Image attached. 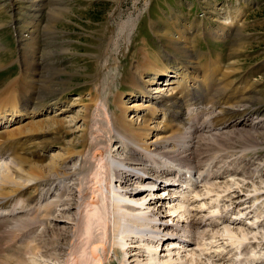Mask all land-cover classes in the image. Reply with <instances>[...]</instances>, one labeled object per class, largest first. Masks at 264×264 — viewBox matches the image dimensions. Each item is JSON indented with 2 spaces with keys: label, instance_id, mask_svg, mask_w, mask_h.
Segmentation results:
<instances>
[{
  "label": "rangeland",
  "instance_id": "1",
  "mask_svg": "<svg viewBox=\"0 0 264 264\" xmlns=\"http://www.w3.org/2000/svg\"><path fill=\"white\" fill-rule=\"evenodd\" d=\"M57 10L61 13L60 19L55 22L51 17ZM185 44L190 46L189 54L183 53ZM177 45L182 49H176ZM0 64V103L4 105L1 107H7V113H11L9 106L15 103L21 111L19 116L9 114L0 123V149L4 148L8 153L0 158V192L13 191L12 193L17 194L14 188L20 184V175L14 168L20 165L17 164L16 156H29L42 165L49 164L54 158L59 160L68 142L78 143L82 134L86 133V127L88 144L86 147L80 146L84 153L68 164H75L77 169L81 161L87 159L93 169H100L96 159L101 155L111 157V161L106 162L110 175H105L102 193L92 195L93 175L90 173H73L64 178L65 187L73 188L67 193V197H75L76 204L70 213L74 219L73 225H68L70 238L66 240L65 250L59 259L44 258L33 253L36 245L31 239L43 233V226L38 225L35 233L28 230L25 232L26 237H22V234L15 240L2 235L7 227L24 228V223L19 219L29 222L34 217V209L29 210L28 207L27 211L15 215L0 216V264H16L17 260L22 261V264H73L86 239L83 222L87 213V201L96 196L100 205L108 203L106 208L110 211L113 189L122 191L120 180L111 175L118 163L112 161V158L126 156L127 147L116 145L109 140L108 131L113 134L114 117L116 120L113 110L108 109L109 103L114 102L118 112L121 98L129 106L128 118L134 115L132 119L139 123L148 117L154 121L151 123L153 126L158 123L162 124L161 126L167 124L170 130H175L176 126L168 123L170 115L164 109L159 107L154 117L149 116L147 108L156 109L150 98L153 96L157 99L156 96L160 94L166 96L174 89L183 90L192 76L201 84L213 88L233 87V91L242 93L258 91L264 101V0H0ZM136 70L138 73H135ZM130 72L133 75H141L143 83L139 80V84L146 87L145 91L135 88L133 81L127 76ZM42 74H49L43 77L47 85H44L43 92L40 91ZM12 80V85L3 89ZM150 91L152 93L147 98L144 92L150 94ZM37 92L42 94L38 99H43V104H39L38 99L32 97L37 98ZM13 96L19 99L16 100ZM8 98L15 101L10 104ZM136 103H141L138 109L135 108ZM263 104L264 102L253 104V107L246 111V116L258 122L256 126L244 125L241 121L246 116L240 117L242 115L238 114L229 127L209 132H194L193 148L197 149V154L196 159L192 161L193 165H200L203 169L205 161L212 159L216 162L214 161L211 169H231L224 175L208 178L209 184L201 177L197 188L200 195H196L197 190L189 193V188L184 183L176 190V185L169 186L168 182L172 181L173 175H169L165 180L169 186L167 189L158 183L153 186L144 185L148 181L140 179L155 177L157 173L154 169L138 173L136 176L131 175L143 190L133 192L134 194L130 192L128 196L134 200L127 197L126 202L137 204L141 198L142 201L149 202L146 208L148 213L153 211L157 214L158 227L162 228V241L157 250H149L147 241L141 240L131 242L132 240L127 239L126 245L123 246L122 241H117L109 221L104 244L97 246L98 252L105 257L102 264H124L126 260L127 264H163L159 259L167 260L173 256V262L178 261L180 257L183 259L181 263L175 262L177 264H191L193 257L197 258L195 264H237L239 259L245 256L240 251L248 244L237 250V243L232 244L225 234L221 236L226 224L239 232L241 229L250 232L248 236L252 235V238L247 241L253 243V248L252 243L248 245L246 250L250 252L246 251V254L249 257L255 252L258 259L264 261V244L258 246V243L264 242V195L256 198L261 194V190L264 193V121L259 123L264 115ZM36 105H40V110L34 112L31 109ZM238 105L242 110L246 107ZM204 106L198 124L207 128V120L211 114H207L209 112L205 110L210 108L211 104ZM85 117L90 123H84ZM53 119H62L64 123L55 125L51 121ZM33 121H40L41 124L34 127ZM235 128L247 133H262L253 139L243 140L235 136L220 138ZM21 129L26 131L20 134ZM66 129L73 132L67 134ZM186 129L189 131V127ZM179 131L183 130H175L176 133H180ZM156 132L154 136L147 138L151 148H155L150 142L156 140ZM10 134H15V137L9 136ZM158 134H161V130H158ZM37 142L51 143V146L39 149ZM175 143L184 145L181 140L178 143L175 139ZM23 148H30L33 152H24ZM136 154L138 153L133 152L130 156ZM10 166L14 171L9 169ZM134 166L139 167L137 169L143 167L140 163ZM214 170H211V173ZM253 173L254 176L250 175ZM10 174L12 179H7ZM32 182L34 180L30 181ZM211 182L216 184L213 186ZM32 186L27 188L25 201L21 205H26L27 198L35 196ZM55 187L53 185L52 189L55 190ZM18 201L15 200V204ZM182 214L187 216L182 217ZM213 215L225 216V221L223 223V219H219L220 225L201 227V230H207H204L207 235L198 241L206 242L202 248L211 245L206 251L202 252L196 244L187 246V241H178L179 235L166 236L172 230V227L166 226L167 222L168 225H183L192 221L194 226L187 228L188 236L179 232L181 239H191L199 221L209 223L215 218ZM110 218L112 220V217ZM162 220L167 222L161 225ZM58 221L60 219L54 220L53 223L50 220L49 228L51 225L56 226ZM101 227L94 224V241L99 240L103 234ZM210 230L215 232L217 237H212ZM253 235H256L257 239H254ZM57 240L58 238L55 239ZM170 240L175 243L171 244ZM9 243L13 244L12 249L3 250ZM127 249L128 252H124ZM195 251L197 253L193 255Z\"/></svg>",
  "mask_w": 264,
  "mask_h": 264
},
{
  "label": "bare ground",
  "instance_id": "2",
  "mask_svg": "<svg viewBox=\"0 0 264 264\" xmlns=\"http://www.w3.org/2000/svg\"><path fill=\"white\" fill-rule=\"evenodd\" d=\"M59 9L61 10L62 8H59ZM60 13L61 12L59 10H57V12L55 14H53V16L51 17L53 19V21L57 22L58 19H60V17H59ZM165 36L167 37V35H165ZM169 40H170V38H169ZM175 47L178 50L182 49V47L179 45H177ZM184 48L185 49H184L183 53L189 54L190 53L189 44H185ZM35 62H36V59H35ZM0 66H1V64H0ZM166 70L167 69H165L164 72H166ZM135 73H138V71L136 70ZM53 74H56V72H53ZM47 75H49V74H45V75L42 74L41 87H40L41 92H43L44 85L47 87L46 79H43V77H47ZM127 76L131 79V82L133 81L134 86L137 90H140V91L144 90L145 91L146 87L143 84H139L141 82V75H139V74L133 75L130 72L129 74H127ZM139 80H140V82H139ZM13 81L14 80L10 81V83L8 82L9 84L6 85L5 87L3 86L4 87L3 89H6V88H8V86L12 85L11 83ZM141 83H143V82H141ZM203 84H201L198 79H196L195 77L192 76V77H190V80H188V85L186 86V88H183V90L178 91V90L174 89L170 94H167L166 96L160 94V95L156 96L157 99H155V97L153 98V96H152V98H150V100L152 99V101L154 102L156 109H154L155 107L151 108V109L147 108L148 112H149V116L154 117V114H156V110H158L159 107L161 109H164L166 111V113H168L170 115V119L168 120V123H170V124L172 123L173 125H175L176 129L183 130L182 132L179 131L180 133H176L175 132L176 129L170 130L169 125H167V124L166 125L164 124L163 126H161L162 124L159 125V123H158L157 125L153 126L151 123L154 121L150 120V118H148V117L143 118L142 121L139 123L136 122L137 120L135 121L132 119L133 117H135L134 115L132 118H128L127 117V111L129 110V106H127L125 101H123V99H121V98H120L121 103L118 105V107H119L118 112L115 110V103L114 102L109 103L108 109H112L113 115L114 116L116 115V120H115V117L113 119L115 131L112 129L113 134L108 131V134H110L109 140L114 142L116 145H120V146L122 145L124 148L127 147L126 148V150H127L126 156H122L119 158H117V156H115L112 158V161L114 160V161L118 162L119 164L117 163L118 164L117 165L115 163L117 166L115 165L114 170H113L111 175H113L116 178V180L117 179L120 180V184L122 186L121 187L122 191H119L116 188L113 189V192L111 193V196H110L111 197V205H110L111 209H110V211H107L108 206H106V204H108V203L102 202L103 204L100 205V202L96 196L92 197V199L90 201H87V205L85 207V210L87 211V213L85 215L84 222H83L84 235L86 236V239L83 242L82 247L80 248L79 252H77L78 254H77V256H75V258H74L75 260H74L73 264H102L104 262L105 257L103 256L102 253L98 252L97 246H98V244L100 246H103V244H104V241H105L106 236H107L106 232H107L108 227H109V221H111V223H112L113 233L118 238L117 241L118 240L122 241L123 246L126 245L125 241H127V239H130V240H132L131 242H138L140 240L141 241H147L146 244H147L149 250H152V249L157 250L159 248L160 243L162 241V237H163L162 233H161L162 228L158 227L159 224L157 223L158 222L157 220H159V219L157 218V214L155 212L153 213V211H152V213H148L149 210L146 208V204H148L149 202L147 201L148 203H146V200L142 201V198L138 199L139 202L137 201L138 202L137 204H132L131 202H126L127 197H130V200H134L133 198H131V196H128L130 192L133 193V192H137L138 190H143V189L139 188V186L141 187V185H138L137 181L130 177L131 175L136 176L138 173H144V172L150 171L149 169H151V170L154 169L155 172L157 173L155 177L150 176V178H152V179H147V180L140 179V180H143L145 182L148 181V182L144 183V185L153 186V185H156L158 183L162 188H165V189H167L171 185L172 186L176 185L175 186L176 188H174L176 190L179 186H183V183H184V185L188 186V188H189L188 192L189 191L191 192V191L197 190V188L199 186L198 183H199V181L202 180V179H200L201 177H204V180L205 181L207 180V182H205V183L209 184L208 178H210L211 176H220V175H224L225 173L230 172L231 169H226V170H223V169L221 170L219 168L215 169V170H214V168L211 169V167H213L214 161L216 162V160H212V159L210 161H208L209 159H207V162L205 161V167H203V169L200 167V165H193L192 161L196 157V154H197V151H196L197 149L193 148V146H194L193 141L195 138L194 132H197V131H202V132L208 131L209 132V131L219 130V129L229 127L233 123V119H234L235 115H238V114L242 115L240 117L246 116V114H247L246 111L250 110V108L253 107V104L263 103L264 102L263 96L260 93H258V91H257V93H256V91L252 92L253 90L251 92L247 91V93L246 92L242 93L238 90L233 91V89H232L233 87L232 88L224 87V88L220 89V88H213L211 86H205ZM183 86H185V85H183ZM250 88L251 87H249L248 90H250ZM8 93H9V91H8ZM151 93H152V91H150V94L147 92L146 93L144 92V95L147 98H149V95H151ZM8 97H10V95ZM13 97L15 98L16 96H13ZM32 97L34 99H38V98L42 97V94L41 93L38 94V92H37V98L35 96H32ZM12 99L13 98H11V99L8 98V102H10V104H11V101L12 102L15 101ZM17 99H19V98H17ZM18 101H20V100H18ZM37 102L39 104H41L43 102V99H38ZM136 104L137 105H135L136 106L135 108L138 109V107L141 106L140 105L141 103H136ZM204 104H211V107L207 108L205 110V112H209L207 114H211V115H209L210 118L208 117V120H207V122L209 123L207 128L205 126H201L200 124H198L199 115L201 113H203V111H204V107H205ZM238 104H242V105L246 106V107H244L245 109L242 110L241 108H239ZM1 105H3V104L0 103V123H2L3 119L7 118V116L9 114H12L15 117H17L21 114V111L18 109V106H16L15 103L9 106L11 113H7L8 108L7 107L2 108ZM36 107H34L31 110H33L34 112L40 110L39 109L40 105H36ZM189 114H191V115L193 114V115L189 116ZM255 114H257V112ZM122 118H123V120H122ZM41 121H43V120H41ZM51 121H53L54 123L53 122L52 123L55 125H63V123H64V120H62V119H53ZM51 121H49V122H51ZM262 121H264V115L261 117V121H259V123ZM241 122L244 125L249 124L252 126H256L258 123L257 121H255L253 118H251L249 116L244 117ZM84 123L85 124L90 123V120L87 117H85ZM32 124L35 127L36 125L41 124V122L40 121H33ZM30 127H31V125H30ZM187 127H189V131H186ZM85 130H86V133L82 134L81 140L78 143L75 141L68 142V144L65 146V152L60 156L59 160H56V158H54L53 160H51V162L49 164L42 165L40 163H36L35 160L33 161L32 159L29 158V156H25L23 154L16 156V158L18 160L17 164L20 165V166H18V168L13 167L14 169L17 170L16 172L19 173V175H20L19 176L20 184H19V186L17 185L18 187L14 188L15 191H17V194L12 193L13 191H1L0 192V216H3V214H5V216L6 215H15L19 212L27 211L26 209L28 207L30 208L29 210L34 209L33 210L34 211V217H32V219H30L29 222H28V220L24 221L23 219H19L22 223H24V226H25L24 228L14 229V227L13 228L7 227V229H5L4 232H2V235L7 236L8 238H10V240L11 239L15 240V238L17 236H20L22 234H23L22 237H26L27 236V234L25 233L26 231L29 230L30 233H35V230L37 229L38 225H39V227L43 226L44 227L43 233H39L37 238L32 237L33 239H31V240H33V243L36 245V246H34V249H33L34 252L33 253H35L36 255L40 254L41 257H44V258L47 257L49 259H56V260L59 259V256H61V254H63V252L65 250L66 240L68 238H70V233L68 231V225H73V223H74V219L71 217L70 213L72 212L74 205L76 204V198L75 197H67V195H68L67 193L68 192L70 193V191L73 188H66L65 187V179L64 178H68L73 173L79 174V175L86 173V172L90 173L91 175H93L92 180H91L92 189H93L92 195H94V194L97 195L96 193H98V192H101V193L104 192L102 190L103 189V180L106 179L105 178L106 174L110 175V173L108 172V165L106 162L111 161L110 160L111 157H108L106 155H101L100 157H98L96 159V161L98 162L97 163L98 167L100 169H93L91 163L87 159H83L77 169H76L75 164L74 165L68 164L76 156H80L84 153V150H81L80 146L82 145V146L86 147L88 144V138H87L88 129H87V127ZM158 130H161L160 135L158 134ZM25 131L26 130L21 129L20 134L24 133ZM41 131H42V129H41ZM155 131H157L156 132L157 137L155 138L156 140L150 142V143H152V145H155V148H151L152 146L149 144L147 138H149L151 135L154 136ZM69 132H73V131L66 129V133L68 134ZM181 133H184V134L182 135ZM261 133H259V132L256 134L247 133L244 130H241L239 128H235L233 131H230L229 133H227L221 137L219 136V137L221 139L222 138L225 139V138H233L235 136L238 139L244 140L247 138H252V139L256 138V136L258 137L259 135H261ZM179 134H181V135H179ZM13 135L15 137V134H10L9 136L13 137ZM175 139L178 141V143H180V140H181V143H184V145H176ZM208 139H209V137H208ZM213 140H215V139H213ZM197 142H198V140H197ZM209 142H211V140H209ZM23 143H25V142H23ZM50 144L51 143L46 144V142H42V143L37 142L36 146L39 149H45ZM195 146H197V145H195ZM207 147H209V146H207ZM38 148H36V150ZM36 150H34V151H36ZM22 151L29 152V153L33 152V150H31L30 148H28V149L23 148ZM133 152L134 153L136 152L138 154H136L135 156L132 157V156H130V153H133ZM184 153H186L187 155H185ZM5 155H8V153L5 151V149L4 148L0 149V158H2L3 156L5 157ZM63 159H64V161H63ZM214 159H216V158H214ZM88 162H89V164H88ZM136 163H140L143 167H141V169H137L139 167L134 166V164H136ZM27 165L29 167H27ZM11 167L12 166H10V168H9L10 170H12ZM211 170H214V171L211 173ZM12 171H14V170H12ZM8 173H10V172H8ZM11 175L12 174L7 175V179H9L11 177ZM169 175H173V178H172V181L170 183L168 182L169 186H167V182L165 183V180L168 178ZM250 175L254 176L255 173L250 174ZM246 176L248 177V175H246ZM17 177H18V175H17ZM148 177H149V175H148ZM250 177L252 178V176H249V178ZM14 178H16V177L14 176ZM139 178H141V175L139 176ZM5 179L6 178H4V181H5ZM11 179H12V177H11ZM109 179H111V178H109ZM246 179H248V178H246ZM32 180H34V182L30 183V181H32ZM210 184L213 185L214 183L211 182ZM53 185L56 186L55 190L52 189ZM31 186L34 188L35 196L30 197L29 199L27 198L26 205H21V203H23L25 201L24 195H25L27 188H29ZM229 187H230V185H228V189L231 188V187L230 188ZM62 188H64V189L62 191H60ZM256 191H258V190L255 189V192ZM173 192H176V191H173ZM184 193H186V192H184ZM256 193H258V192H256ZM259 193H260V191H259ZM200 194H201L200 191L197 190L196 195H200ZM178 195L180 196V193ZM263 195H264V193H262V190H261V194L257 195L256 198L259 199L260 196H263ZM15 196H17L16 197L17 199L15 198ZM134 197H136V196H134ZM52 198H54V199H52ZM261 198H263V197H261ZM15 200L16 201L19 200L17 204H15ZM59 206H61L60 209L58 208ZM9 207H10V209H8ZM19 209H21V210H19ZM3 210H4V212H3ZM17 210H19V211H17ZM108 213H110L109 215H111L110 217H112V220L110 217L108 218L109 215L106 216V214H108ZM184 215H186V214H182L181 216L183 217ZM213 217H215V218H213L209 223H207L206 221L200 220L199 223L195 226L196 232H195L194 237L191 239H181V234H179V232H182L183 234H185L184 236H188L189 233H188L187 228L194 226L192 221H187L183 225H180L178 223H175L173 225H168V222L166 220H162V221H160V224L162 225V224H165L167 222L166 226H168V228L172 227V230H170V232H168V235H166V236H172L175 234L179 235L178 241L182 240V242H184V243H185V241H187L188 242V243L186 242L187 246L196 244L197 247L198 248L200 247V250L203 252L205 249H208L207 247H209L211 245L207 243L208 246L205 248H202V246H204L206 244V242L202 243V241H198V240H201L200 238L205 237L207 235L204 233V230H206V229L203 228L201 230V227L218 225L219 219H221V220L223 219V223L225 221L224 220L225 216L224 217L223 216L218 217L217 215L216 216L213 215ZM216 217H218V219ZM257 217H260V216L257 215ZM57 219H60V221H58L56 223L57 225L56 226L51 225L49 228V225H48L49 221L51 220L53 223L54 220H57ZM108 219H110V220H108ZM188 220H189V218H188ZM221 220H220V222H221ZM163 221H164V223H162ZM244 223H246V222H244ZM248 223H250V221ZM252 223H254V222H252ZM94 224L100 225V227L102 226L101 228H103V230H104L101 237L100 238L98 237L99 240L97 239L96 241L93 240L94 239V233H93ZM213 227H212V229H214ZM210 232H211V230H210ZM210 232L208 231L209 234H210ZM211 233H212V237H217L215 235V232H211ZM248 233H250V232H246V230L244 231L242 229L240 230V232L237 231L236 229L234 230V228H231L228 224H226V226L224 228V232L221 233V236L225 234V237L227 235L230 239L229 241L232 244L237 243L238 245H237L236 249L238 250L247 244L250 246V244L252 243L251 241H249V242L247 241V239L249 238L248 240H250V237L252 236L250 234L251 236L249 237ZM219 235H220V231H219ZM35 236H37V235H35ZM253 237H254V239L255 238L257 239L256 235L255 236L253 235ZM56 238H58L57 241H55ZM135 239H137V240L135 241ZM194 239H196V240L194 241ZM54 241H55V245H53ZM245 241L248 243H245ZM170 242H171V244H172V242L175 243V241H173V240H170ZM261 244H264V242L258 243V246L259 245L261 246ZM248 245L246 247L242 248V250L240 249L241 251L239 250L241 252V254L242 255L245 254V256L243 259H239V263H237V264H254V263L258 264L259 262L263 264L264 261H261L258 259L254 250L252 251V252H254L253 253L254 255H251L248 257V254H246V251L248 252V250H246L248 248ZM252 246H253V243H252L251 247ZM12 247H13V244L9 243V244H7V247H3L2 249L3 250H11ZM31 248H33V247H31ZM30 250L33 251L32 249H30ZM174 250H176V249H174ZM31 251H29V252H31ZM124 252H128V249L125 250ZM196 253L197 252L195 251L193 253V255H195ZM173 254H174V252H173ZM220 254L224 255V253H222V252H220ZM173 258H174V256L167 259V260H166V258H165V260L164 259L162 260L159 258L158 259H159V262L163 263V264H177L175 262L180 261V263H181V261H183V259L180 257V258H178L179 259L178 261L175 260V262H173ZM222 258H223V256H222ZM196 261H197L196 257H193L190 260L191 264H195ZM10 262H12V261H10ZM7 264H9V262ZM16 264H22V261L17 260ZM124 264H127V260L124 261Z\"/></svg>",
  "mask_w": 264,
  "mask_h": 264
}]
</instances>
